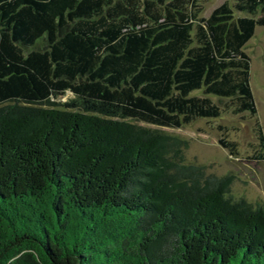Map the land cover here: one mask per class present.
Wrapping results in <instances>:
<instances>
[{
	"label": "trees",
	"instance_id": "1",
	"mask_svg": "<svg viewBox=\"0 0 264 264\" xmlns=\"http://www.w3.org/2000/svg\"><path fill=\"white\" fill-rule=\"evenodd\" d=\"M207 1L0 0V264H264V203L162 129L246 116L264 161V0Z\"/></svg>",
	"mask_w": 264,
	"mask_h": 264
},
{
	"label": "rangeland",
	"instance_id": "2",
	"mask_svg": "<svg viewBox=\"0 0 264 264\" xmlns=\"http://www.w3.org/2000/svg\"><path fill=\"white\" fill-rule=\"evenodd\" d=\"M222 1L224 0H208L204 4L202 14L207 15ZM244 49L251 58L250 83L257 107L256 118L264 134V27L255 28L253 37ZM68 96L69 94L62 97L61 101L66 100ZM253 125L254 119L224 112L216 119H199L181 128L162 129L188 141L184 152L187 161L203 165L208 173L231 172L234 175L232 191L235 195L244 196L251 201L261 200L264 203V161L254 162L251 158L256 143ZM217 126L227 128V139L237 142V156L230 155L219 145L220 132Z\"/></svg>",
	"mask_w": 264,
	"mask_h": 264
}]
</instances>
